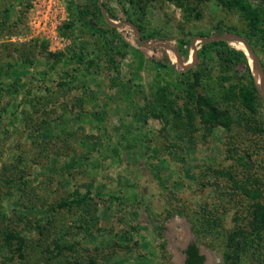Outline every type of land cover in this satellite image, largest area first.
Wrapping results in <instances>:
<instances>
[{
	"label": "rangeland",
	"instance_id": "rangeland-1",
	"mask_svg": "<svg viewBox=\"0 0 264 264\" xmlns=\"http://www.w3.org/2000/svg\"><path fill=\"white\" fill-rule=\"evenodd\" d=\"M248 32L216 0H0V264H183L188 243L204 264H264V230L231 181L264 187V133L240 106L211 127L186 94L192 82L224 107L221 87L238 84L225 46H203L219 35L247 36L264 74Z\"/></svg>",
	"mask_w": 264,
	"mask_h": 264
},
{
	"label": "trees",
	"instance_id": "trees-1",
	"mask_svg": "<svg viewBox=\"0 0 264 264\" xmlns=\"http://www.w3.org/2000/svg\"><path fill=\"white\" fill-rule=\"evenodd\" d=\"M97 4V0H90ZM253 2L262 3L264 0H216V3L225 10L237 12L246 22L249 32L247 35L253 36L260 32L261 47L264 52V34L262 31V25L264 24V9L256 6ZM97 9L99 10L98 6ZM107 10V9H106ZM77 13L83 22L88 24V9L84 6H77ZM142 13V10H141ZM143 14V13H142ZM109 17L115 18L114 15L109 14ZM94 32L99 34L104 39H107L108 27L89 25ZM114 28V26H109ZM258 31V32H257ZM257 32V33H256ZM245 39L248 41L247 36ZM212 43L223 44L225 47L219 49V54L222 60L227 59L232 62V72L234 77L237 79L238 84L230 83L226 87H221V97L225 103L224 107H220L216 104L212 96L208 94H196L192 91V85L189 83L187 97L189 103H192L193 107L201 114L204 121L211 127L220 125L226 129L230 128V124L233 120V114L231 113L232 108L240 106V110L237 121H242L243 125L250 131L258 134L264 133V124L257 123L253 120L257 108L262 104V98L256 87V79L252 72L246 55L242 49H236L226 44L224 40L209 41L203 43V46L210 45ZM45 45V44H44ZM188 56V49L180 50V58L185 60ZM225 61V60H224ZM163 65V64H161ZM237 65L240 68L237 69ZM168 68L171 66L165 65ZM237 66V67H236ZM190 70V69H189ZM199 72L193 73L194 81L198 80ZM225 80H229V77H223ZM223 86V85H222ZM192 109L187 107L186 113L191 115ZM248 113L250 115H245ZM231 181L235 189L239 190V194L250 200V218L248 226L250 231L254 234H258L264 230V187H260L257 177L246 176L240 181L231 177ZM247 230L240 229L235 230L228 234V242L234 241L236 237L242 239L246 236ZM24 242L22 237H19L17 246L20 247ZM63 245H57L56 249L61 252ZM187 257L185 258V264H203L204 256L198 253V248L195 243L190 244L185 250Z\"/></svg>",
	"mask_w": 264,
	"mask_h": 264
},
{
	"label": "water",
	"instance_id": "water-1",
	"mask_svg": "<svg viewBox=\"0 0 264 264\" xmlns=\"http://www.w3.org/2000/svg\"><path fill=\"white\" fill-rule=\"evenodd\" d=\"M238 38L240 39L243 44L245 45V47H247L250 55H251V59L253 61L254 64L257 65V68H258V71L260 73V77H261V81H262V85H261V93H262V96L264 98V74H263V70H262V67L261 65L259 64V61L256 57V54L255 52L253 51V49L251 48L250 44L248 43V41L242 37V36H239V35H232V34H228V35H219L216 37L217 40H226L228 41L230 38ZM257 85V84H256ZM258 86V85H257ZM186 247V246H185ZM182 258H183V255H182Z\"/></svg>",
	"mask_w": 264,
	"mask_h": 264
},
{
	"label": "bare ground",
	"instance_id": "bare-ground-1",
	"mask_svg": "<svg viewBox=\"0 0 264 264\" xmlns=\"http://www.w3.org/2000/svg\"><path fill=\"white\" fill-rule=\"evenodd\" d=\"M233 38H230L229 40H232ZM239 44H240V46H241V48H242V50L244 51V52H246L248 55H249V66H252V69H254V71H255V69H256V64H254L253 63V61H252V59H251V55H250V53H249V51H248V49H247V47H245V45L243 44V42L242 41H237ZM251 64V65H250ZM259 75H260V73H259ZM255 76V75H254ZM256 78V77H255Z\"/></svg>",
	"mask_w": 264,
	"mask_h": 264
},
{
	"label": "flooded vegetation",
	"instance_id": "flooded-vegetation-1",
	"mask_svg": "<svg viewBox=\"0 0 264 264\" xmlns=\"http://www.w3.org/2000/svg\"><path fill=\"white\" fill-rule=\"evenodd\" d=\"M190 244H193V243H188V244L186 245V247H185V248L183 249V251H182V254H183V264H185V258L187 257V254H186L185 250L187 249V247H188ZM196 246H197V245H196ZM197 248H198V246H197ZM198 253L201 254L199 248H198ZM203 264H204V259H203Z\"/></svg>",
	"mask_w": 264,
	"mask_h": 264
},
{
	"label": "built area",
	"instance_id": "built-area-1",
	"mask_svg": "<svg viewBox=\"0 0 264 264\" xmlns=\"http://www.w3.org/2000/svg\"><path fill=\"white\" fill-rule=\"evenodd\" d=\"M32 23L35 24V25H39L40 21L37 18H33L32 19Z\"/></svg>",
	"mask_w": 264,
	"mask_h": 264
}]
</instances>
